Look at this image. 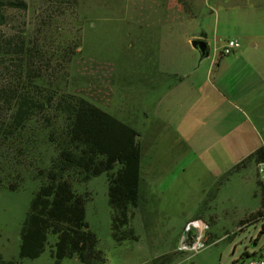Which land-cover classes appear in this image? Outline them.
<instances>
[{
	"label": "rangeland",
	"instance_id": "1",
	"mask_svg": "<svg viewBox=\"0 0 264 264\" xmlns=\"http://www.w3.org/2000/svg\"><path fill=\"white\" fill-rule=\"evenodd\" d=\"M24 1L27 7L8 8L0 25V181L5 185L0 257L5 260L18 259L21 228L40 186L36 168L57 154L50 142L55 117L48 97L54 90L81 96L141 133L161 124L159 97L149 96L137 69L142 61L151 65L152 56L139 52L129 36L128 0ZM170 44L160 49L170 51ZM25 96L34 97V114L21 124L17 113ZM58 123L63 125L62 119ZM172 134L166 139L174 143ZM188 156L166 152L165 184L153 197L141 169L137 206L117 230L127 237L120 244L111 236L107 175L73 183L77 192L88 194L86 220L105 254L103 264H232L244 251L264 256V178L255 167L260 160L219 170L188 164ZM15 182L19 188L10 191L8 184ZM195 219L208 228L195 248L183 249L181 237L191 238L186 228ZM49 247L22 264H53ZM63 264L85 263L72 258Z\"/></svg>",
	"mask_w": 264,
	"mask_h": 264
},
{
	"label": "crops",
	"instance_id": "2",
	"mask_svg": "<svg viewBox=\"0 0 264 264\" xmlns=\"http://www.w3.org/2000/svg\"><path fill=\"white\" fill-rule=\"evenodd\" d=\"M127 9L131 40L152 56L137 69L159 97L160 126L137 130L147 194L165 184L166 152L225 170L264 147V0H128ZM196 39L208 43L207 57ZM229 40L240 45L223 55Z\"/></svg>",
	"mask_w": 264,
	"mask_h": 264
},
{
	"label": "trees",
	"instance_id": "3",
	"mask_svg": "<svg viewBox=\"0 0 264 264\" xmlns=\"http://www.w3.org/2000/svg\"><path fill=\"white\" fill-rule=\"evenodd\" d=\"M26 7L24 0H0V25L6 22L8 8ZM32 99L34 97L25 96L20 101L17 114L21 116V124L34 114ZM48 99L55 117L50 142L55 145L57 154L50 159L49 165L36 168L40 186L30 200L21 228L18 259L0 257V264H22L24 259H36L48 244L53 264H63L64 260L72 258L85 264H103L105 254L86 220L88 194L77 192L73 183L107 175L111 236L120 244L127 237H119L117 230L128 224L129 212L139 200L140 133L76 94L54 90ZM61 119L63 125L58 123ZM262 159L264 147L236 164L234 170L251 160ZM4 186L0 181V188ZM7 188L15 191L19 184L10 183ZM257 216L240 223L255 220ZM50 238H53L51 243Z\"/></svg>",
	"mask_w": 264,
	"mask_h": 264
},
{
	"label": "built area",
	"instance_id": "4",
	"mask_svg": "<svg viewBox=\"0 0 264 264\" xmlns=\"http://www.w3.org/2000/svg\"><path fill=\"white\" fill-rule=\"evenodd\" d=\"M239 42L236 40H229L225 43L224 47L221 50V54L229 55L239 47ZM256 171L260 178H264V159L260 160L256 165ZM264 217V215H263ZM208 228L205 221L202 219H195L187 224L186 230H192L191 238L187 235L181 237L180 243L183 249H192L195 248L203 238V231ZM245 254H241L239 258L232 261V264H264V256L261 254H252L244 251Z\"/></svg>",
	"mask_w": 264,
	"mask_h": 264
},
{
	"label": "water",
	"instance_id": "5",
	"mask_svg": "<svg viewBox=\"0 0 264 264\" xmlns=\"http://www.w3.org/2000/svg\"><path fill=\"white\" fill-rule=\"evenodd\" d=\"M192 46L199 50L201 58L207 57L210 52V47L206 41L196 39L191 42Z\"/></svg>",
	"mask_w": 264,
	"mask_h": 264
}]
</instances>
